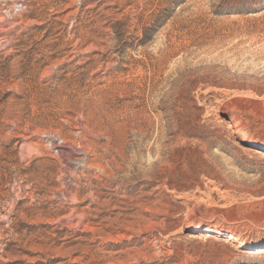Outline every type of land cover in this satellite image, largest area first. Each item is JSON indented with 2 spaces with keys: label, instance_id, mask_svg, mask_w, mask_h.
Listing matches in <instances>:
<instances>
[{
  "label": "rangeland",
  "instance_id": "374dc122",
  "mask_svg": "<svg viewBox=\"0 0 264 264\" xmlns=\"http://www.w3.org/2000/svg\"><path fill=\"white\" fill-rule=\"evenodd\" d=\"M262 146L264 0H0V264H264Z\"/></svg>",
  "mask_w": 264,
  "mask_h": 264
},
{
  "label": "bare ground",
  "instance_id": "6f19581e",
  "mask_svg": "<svg viewBox=\"0 0 264 264\" xmlns=\"http://www.w3.org/2000/svg\"><path fill=\"white\" fill-rule=\"evenodd\" d=\"M48 140H49V138H48ZM55 140H56V139H55ZM243 140L246 141V143L253 144L252 141H247V140L244 139V138H243ZM46 141H47V140H46ZM49 143L54 147L55 150L60 151L61 146H60V145H57V144H56L57 142L55 143V141L53 140V138H52L51 140H49ZM260 150L264 152V147H263V146L260 147ZM62 153H63V151H62ZM60 154H61V153H60ZM219 237L222 238V239H225V240H227V241H229V242H234V238H233V236H231V235H230V236H227V235H225V234H220ZM238 248H242V244H238ZM260 250H261V249H260ZM260 250L258 249V250H256L255 252H260Z\"/></svg>",
  "mask_w": 264,
  "mask_h": 264
}]
</instances>
